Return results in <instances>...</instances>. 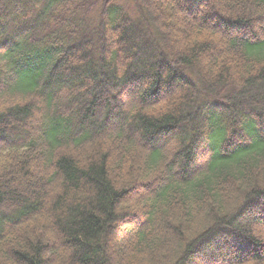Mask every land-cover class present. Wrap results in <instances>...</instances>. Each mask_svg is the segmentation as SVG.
Wrapping results in <instances>:
<instances>
[{"label":"trees","instance_id":"16d2710c","mask_svg":"<svg viewBox=\"0 0 264 264\" xmlns=\"http://www.w3.org/2000/svg\"><path fill=\"white\" fill-rule=\"evenodd\" d=\"M126 1L0 0V264H264V0Z\"/></svg>","mask_w":264,"mask_h":264},{"label":"rangeland","instance_id":"374dc122","mask_svg":"<svg viewBox=\"0 0 264 264\" xmlns=\"http://www.w3.org/2000/svg\"><path fill=\"white\" fill-rule=\"evenodd\" d=\"M124 1H126V0H124ZM127 2V1H126ZM129 3H130V5H131V2L130 1H128ZM15 183L17 184H22L23 186H27V185H29V183L27 182V184L26 183H24L23 182V180H21L20 178H17L16 179V181H15ZM40 184V182L38 183V185ZM258 233V232H257ZM259 234H261V236H264V231L263 230H260V232H259Z\"/></svg>","mask_w":264,"mask_h":264}]
</instances>
